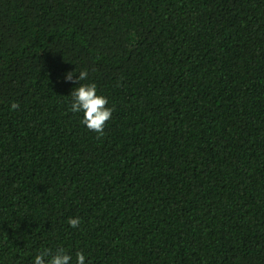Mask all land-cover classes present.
<instances>
[{"label":"trees","instance_id":"16d2710c","mask_svg":"<svg viewBox=\"0 0 264 264\" xmlns=\"http://www.w3.org/2000/svg\"><path fill=\"white\" fill-rule=\"evenodd\" d=\"M58 248L264 264V0H0V264Z\"/></svg>","mask_w":264,"mask_h":264},{"label":"clouds","instance_id":"9594fccd","mask_svg":"<svg viewBox=\"0 0 264 264\" xmlns=\"http://www.w3.org/2000/svg\"><path fill=\"white\" fill-rule=\"evenodd\" d=\"M87 79L88 72L85 70H81L78 74H74V71L64 74L65 82L76 85L69 95L70 111L82 114L81 123L89 130L102 134L106 126L105 122L110 120L113 109L106 106L109 103L108 99L98 93L95 83H81ZM68 223L72 228H76L80 224V219L70 218ZM32 264H87V260L82 251L75 253L73 261V256L69 251L58 248L55 252L50 249L39 252L33 257Z\"/></svg>","mask_w":264,"mask_h":264}]
</instances>
